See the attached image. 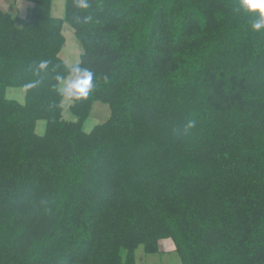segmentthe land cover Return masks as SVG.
I'll use <instances>...</instances> for the list:
<instances>
[{"label":"trees","instance_id":"obj_1","mask_svg":"<svg viewBox=\"0 0 264 264\" xmlns=\"http://www.w3.org/2000/svg\"><path fill=\"white\" fill-rule=\"evenodd\" d=\"M17 1L24 16L0 8V264H138L164 241L181 264H264V29L238 0ZM66 25L95 84L69 120ZM96 103L110 115L87 132Z\"/></svg>","mask_w":264,"mask_h":264},{"label":"rangeland","instance_id":"obj_2","mask_svg":"<svg viewBox=\"0 0 264 264\" xmlns=\"http://www.w3.org/2000/svg\"><path fill=\"white\" fill-rule=\"evenodd\" d=\"M64 2L65 0H55V15L57 17H61L63 15V10H64ZM29 3L23 2V1H17V0H0V8L4 11H7L9 13H12L14 16H24L26 13V9L28 8ZM60 11V13H57ZM64 35L66 37L67 43L66 46L63 50V57H71L74 60L70 62L71 64H77L80 62V55L82 52V49L78 47L76 49V39L74 38V34L72 33L71 28L66 25L64 29ZM70 59V58H69ZM8 98L16 100L20 103H25V90L22 89H17V88H12L8 90L7 93ZM71 103V100L65 99L64 100V117L69 120L70 117H72L71 112L69 111V105ZM97 106H102L103 108H106L108 110L109 115H110V109L108 106L101 104V103H96L94 109ZM73 118V117H72ZM104 116H101L99 118L98 116L92 114V117L87 121L85 125V129L87 132H90L95 126L101 125L104 123L108 118L105 120ZM44 126L45 124L41 122L40 127H39V132L42 134L44 131ZM165 244V243H164ZM164 246V245H162ZM164 251H169L171 248H173L172 242L166 243ZM136 258L138 260V264H146L149 261V264L158 263V264H181V261L178 258V255L172 254V255H157V256H147L144 254L142 249H139L136 254Z\"/></svg>","mask_w":264,"mask_h":264},{"label":"clouds","instance_id":"obj_3","mask_svg":"<svg viewBox=\"0 0 264 264\" xmlns=\"http://www.w3.org/2000/svg\"><path fill=\"white\" fill-rule=\"evenodd\" d=\"M80 8L87 9V0H78ZM237 12L248 14L252 18L250 25L254 31L264 29V0H238L236 5ZM46 63H41L40 67L45 68ZM60 82L61 95L68 100H81L87 98L93 88L94 73L87 67L79 65L72 66L69 69V75L65 77H57Z\"/></svg>","mask_w":264,"mask_h":264},{"label":"crops","instance_id":"obj_4","mask_svg":"<svg viewBox=\"0 0 264 264\" xmlns=\"http://www.w3.org/2000/svg\"><path fill=\"white\" fill-rule=\"evenodd\" d=\"M57 12V11H56ZM57 13H60V11H58ZM76 49H78V46H76ZM61 56H62V58H63V60H64V62L68 65V66H74V65H77V64H71L70 62H72L74 59L73 58H71V57H63V52L61 53ZM70 58V59H69ZM94 115H96V116H98L99 118H101V116H104L105 117V119L106 118H108V116H109V112H108V110H106V108H103L102 106H97L95 109H94ZM104 119V120H105ZM168 242H171V241H164V242H162V245H164V246H162L161 245V247H160V255H172V254H175V251H176V248H175V246H174V244H173V248H171L169 251H164V248L163 247H165V245H166V243H168ZM165 243V244H164ZM155 256H157V255H155ZM154 256V257H155ZM146 264H149V261L146 263ZM153 264H158V263H153ZM166 264V263H165ZM167 264H169V262H167Z\"/></svg>","mask_w":264,"mask_h":264}]
</instances>
